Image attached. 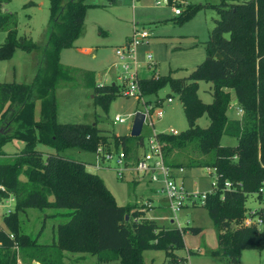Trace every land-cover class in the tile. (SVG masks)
Masks as SVG:
<instances>
[{"label":"trees","instance_id":"1","mask_svg":"<svg viewBox=\"0 0 264 264\" xmlns=\"http://www.w3.org/2000/svg\"><path fill=\"white\" fill-rule=\"evenodd\" d=\"M9 1L0 0V32H5L0 60L11 59L16 49L31 52L39 47L28 36L17 33L16 14L4 9ZM85 1L49 0L43 63L32 82H0V185L5 188L0 196L15 197L14 210L3 218L6 231L0 228V264H17L14 243L24 257L40 264H64V251L95 254L99 262L146 264L142 254L145 250L173 252L184 247L180 228L158 225L152 219L140 220L145 210L117 204L104 181L86 170V162L60 154L68 148L93 153L99 146L107 150L121 147L132 153L143 146L141 134L116 135L98 127L96 121L57 120L56 89L61 81L71 79V68L62 64L60 52L72 47L81 35L87 9L99 6ZM108 2L115 5L117 0ZM33 5L29 0L23 6ZM205 6L188 5L176 15L177 22L188 20ZM208 6L216 9L219 17L205 42L204 60L187 76L174 77L170 71L138 78L137 83L143 96L156 95L168 87L182 103L188 127L176 134L158 133L168 166L183 167L168 159L171 150L193 146L204 157L189 158L186 169L215 167L221 186L225 180L241 183L235 190L208 195L203 204L218 246L211 254L239 264L243 250L264 249V228L241 225L248 195L264 181V0H226ZM84 79V86L92 90L94 105L107 113L111 102L121 94V85L97 84L91 72H85ZM200 81L211 83L210 103L198 96ZM230 90L244 111L242 119L227 116ZM204 115L209 123L200 127L196 121ZM223 135L234 137L236 144L222 145ZM12 139L22 140L25 145L11 156L3 146ZM37 142L55 153L44 158L35 149ZM27 208L67 209V220L57 226L53 244H40L20 231L18 212ZM190 230L201 231L198 227Z\"/></svg>","mask_w":264,"mask_h":264},{"label":"rangeland","instance_id":"2","mask_svg":"<svg viewBox=\"0 0 264 264\" xmlns=\"http://www.w3.org/2000/svg\"><path fill=\"white\" fill-rule=\"evenodd\" d=\"M180 1H182L180 3ZM226 0H176V8L184 11L188 5L204 4V8L197 11L188 20L178 23L173 14V4L155 5L154 0H117L111 5L108 0H86V3H97L99 6L89 7L86 11L81 35L70 48L62 49L60 61L71 68V79L61 81L56 89L57 120L63 123L97 122L98 127L116 135L127 134L130 120L119 123L114 120L115 114H127L134 110L143 109L141 101L123 94L125 80L121 76L123 71L119 59L115 55V49L124 44L126 36L132 30L133 23L147 29L150 33L147 43L138 47V76L149 77L165 75L173 71L174 77L187 76L205 58V42L209 38V32L214 26V20L219 17L216 9L211 4H218ZM229 1V0H227ZM25 0H10L6 8L8 12L17 16V33L31 38L39 47L31 52L16 49L12 58L0 60V82H24L31 83L39 67L43 63V50L46 45L45 33L48 27L49 0H32L34 6L24 8ZM28 15V16H27ZM5 32H0V43L3 42ZM180 39L181 43L178 42ZM177 44H181L177 47ZM179 46V45H178ZM83 48L91 49V53L82 51ZM151 53L155 64L147 67L145 55ZM91 72L95 80L101 84H120L121 94L110 104L107 113L95 106L92 100V90L84 86V73ZM120 78V79H119ZM210 83L200 81L198 96L209 103L212 100V86ZM228 91V90H225ZM227 116L233 119H242L244 111L237 103L232 90ZM168 94L172 102L167 103ZM162 100L164 116L155 119L154 128L157 132H168L170 128L177 133L185 130L188 125L185 118L182 103L177 95L168 87L158 91L156 95L145 96L143 100ZM241 109V112L239 111ZM39 105L37 103L36 118H39ZM200 127H206L209 119L205 116L197 121ZM150 128L143 127V143L146 144V133ZM222 145H235L236 139L223 135ZM25 143L19 139H12L3 146V151L13 155L24 148ZM142 147L139 148L141 150ZM35 149L40 151L45 158L46 154L55 153L54 150L39 142ZM65 158L80 162H86V170L97 174L111 191L117 204H131L138 208L149 210L144 213L143 219H152L157 224L166 227L176 226L182 230L184 247L173 252L163 250H145L143 258L146 264H170L176 255L190 254V264H230L222 255L214 256L211 251L217 249V240L212 220L207 208L202 204H190L186 201L176 214L172 213L164 194L157 191L155 184L139 183L137 189H128V180L119 179L110 162L109 168H93V153L81 151L77 148H68L60 152ZM193 146L183 149H173L168 155L169 160L181 163L183 168L189 158H203ZM130 179V175H127ZM184 189L188 192L208 190L211 178L206 177L203 167L191 169L185 168V176L180 178ZM155 187V188H154ZM157 189V190H156ZM141 194H140V193ZM143 197V198H142ZM152 204V205H150ZM259 204L255 195H249L245 201V207H256ZM13 209L15 202L9 204ZM63 208H27L18 212L20 231L36 238L40 244L51 245L56 240L57 226L64 223L67 217ZM170 220H173L170 223ZM159 222V223H158ZM198 227L200 232L190 230ZM0 228L6 231L3 220L0 218ZM65 252V251H64ZM172 253V255L170 254ZM84 258L69 264H120L117 260L99 262L97 256L91 253H80ZM68 262L75 261L76 254L67 252ZM17 264H23V260H31L24 257L21 252L16 253ZM37 262V261H36ZM39 263V262H38ZM239 264H264V249H245L241 253Z\"/></svg>","mask_w":264,"mask_h":264},{"label":"built area","instance_id":"3","mask_svg":"<svg viewBox=\"0 0 264 264\" xmlns=\"http://www.w3.org/2000/svg\"><path fill=\"white\" fill-rule=\"evenodd\" d=\"M176 3V0H174ZM155 5L169 4L168 0H154ZM173 13L179 15L181 9L176 8V4H173ZM150 33L147 29L138 26L133 23L131 34L128 40L121 46L115 49V55L119 59V64L123 71V78L125 80V89L123 94L127 97H133L137 101H141L143 109L134 110L127 114H115L114 120L119 123H124L128 119H132L136 111L144 113L143 127L150 128V132L146 133V144L143 143L141 150H135L132 153H126L121 147L118 149H104L99 146L95 152H93L94 161L92 167L97 168H109V163H113V169L119 179H123L125 173L128 171H134L139 175L146 176L150 183L157 186V191L164 194L168 203V207L172 213L176 214L186 201L194 205L195 203L204 204L206 197L210 194L216 193L221 190V193L225 190H235L237 187H241V183H233L230 180H225L222 186L219 183V174L215 167L206 166L203 167L206 171V177H210V187L208 190L188 192L184 189L181 176L176 173H182L185 171L183 167H171L165 162L163 153V143L158 137V133L154 128L155 119H161L164 116V108L162 106V100L159 98L150 100H143L145 96L142 95L137 80L138 76V47L143 43H147ZM145 63L147 67L155 64L151 53L145 55ZM157 76V75H156ZM120 79V78H119ZM167 103L172 102V97L167 96ZM241 112V109H239ZM142 127V130H143ZM167 133L176 134L177 131L170 128ZM142 134V131H141ZM177 171V172H176ZM0 192H5L4 186L0 185ZM249 195H255L259 201L256 207H245L244 215L241 221L243 226H255L260 230L264 228V181L259 189ZM248 195V196H249ZM10 202H15V197L9 195L8 197L0 196V218L3 220L4 216L10 214L14 209L9 205ZM173 221V220H172ZM9 237L13 239V235ZM13 248L16 253L19 251L17 243H14ZM170 264H190V253L186 252V255H176L175 259Z\"/></svg>","mask_w":264,"mask_h":264},{"label":"crops","instance_id":"4","mask_svg":"<svg viewBox=\"0 0 264 264\" xmlns=\"http://www.w3.org/2000/svg\"><path fill=\"white\" fill-rule=\"evenodd\" d=\"M29 0H25V2H24V4L26 3V2H28ZM32 1V0H31ZM182 1H180V3H181ZM9 3V2H8ZM34 3V2H33ZM23 4V5H24ZM6 5L7 4H5L4 5V9L5 10H7V8H6ZM34 6V5H33ZM32 7V6H31ZM31 7H28V8H31ZM174 14V13H173ZM28 16V15H27ZM129 35H130V33L126 36V39H125V41H124V43L128 40V38H129ZM4 38H5V36H4ZM4 38H3V40H4ZM174 43H181L180 42V39L178 40V42H174ZM179 45V46H178ZM180 45L181 44H177L176 46L177 47H180ZM82 51H84V52H87V53H91L92 52V50L91 49H87V48H83L82 49ZM96 82H97V84H101V83H99L97 80H96ZM113 83H115V82H113ZM198 84H199V82H198ZM209 86H211V83L209 84ZM199 88H200V85H199ZM212 101V100H211ZM210 103V102H209ZM228 114V113H227ZM205 116V115H204ZM206 117V116H205ZM229 118H231V117H229ZM63 123V122H62ZM75 123H82V122H75ZM130 127H131V123H130V125H129V127H128V131L130 132ZM128 132V133H129ZM177 172V171H176ZM177 175H179V176H181L182 178L185 176V171H183L182 173H176ZM127 175H130V179L128 178V176ZM123 180H128V183H129V186H128V189H130L131 191L133 190V193H134V190H136L137 188V185L139 184V183H141V182H143V183H146V184H152V183H150L149 182V180L147 179V177L146 176H142V175H139V174H137L136 172H134V171H128V172H126L125 173V176H124V178H123ZM155 188V187H154ZM140 193V192H139ZM141 194V193H140ZM143 198V197H142ZM116 200V199H115ZM128 204V203H127ZM125 205V204H124ZM150 205H152V204H150ZM142 209V208H141ZM143 210H145L144 212H147V211H149V210H146V209H143ZM148 219H150V218H148ZM172 220H170V223H172L171 222ZM159 223V222H158ZM160 224V223H159ZM158 224V225H159ZM67 254V252H63V262H64V264H66V261H68L67 260V258H69V256H67L66 255ZM74 254H76V257H74V259H75V261H73V262H68V264L69 263H75V262H77L78 260H81V259H83L84 258V255L83 254H80V253H74ZM40 264V263H38V262H36V261H32V260H26L25 259V261L23 260V264ZM102 264V263H101Z\"/></svg>","mask_w":264,"mask_h":264},{"label":"water","instance_id":"5","mask_svg":"<svg viewBox=\"0 0 264 264\" xmlns=\"http://www.w3.org/2000/svg\"><path fill=\"white\" fill-rule=\"evenodd\" d=\"M217 58H221L219 54L216 55ZM144 121V113L141 111H136L132 119L129 135L132 137H137L141 134ZM128 216L126 215V219ZM173 222V221H171ZM35 264V263H34Z\"/></svg>","mask_w":264,"mask_h":264}]
</instances>
